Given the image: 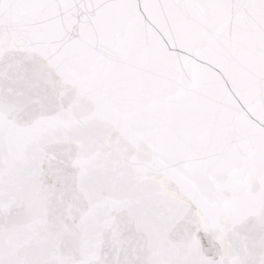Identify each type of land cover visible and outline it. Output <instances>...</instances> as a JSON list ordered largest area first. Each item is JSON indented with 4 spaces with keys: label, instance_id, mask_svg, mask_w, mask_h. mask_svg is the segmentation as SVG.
<instances>
[{
    "label": "snow or ice",
    "instance_id": "6c2138e0",
    "mask_svg": "<svg viewBox=\"0 0 264 264\" xmlns=\"http://www.w3.org/2000/svg\"><path fill=\"white\" fill-rule=\"evenodd\" d=\"M0 264H264V0H0Z\"/></svg>",
    "mask_w": 264,
    "mask_h": 264
}]
</instances>
